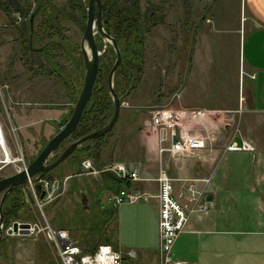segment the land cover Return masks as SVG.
Here are the masks:
<instances>
[{
    "label": "rangeland",
    "instance_id": "374dc122",
    "mask_svg": "<svg viewBox=\"0 0 264 264\" xmlns=\"http://www.w3.org/2000/svg\"><path fill=\"white\" fill-rule=\"evenodd\" d=\"M17 1L23 13L11 9L8 13L3 6H0V118L5 126L7 146L11 156L20 159L23 157V159L4 168L0 178L26 168L25 166L36 158L46 143L60 130V122L67 123L78 101L85 74V61L82 62L81 75H79L74 67L76 65L74 59H76L75 54H78L79 49L81 50V41L87 25L88 0H82L86 9L84 14L77 7L72 8L70 0H49L55 7L64 9L66 16L61 20L60 26H56L57 23L53 24L55 26L51 30L42 26V17L37 16L38 10L44 4L41 0ZM79 1L76 0L77 5ZM147 1L159 7L156 18L152 20L151 16L150 21L144 22L146 31L145 35L143 34L144 60L146 61V45L149 42L147 68L151 77L148 85L143 88L145 64L142 80L135 84V88L123 100L118 122L111 134L105 135L106 138L101 142V155L104 165L119 161L128 162L127 164L133 162L140 166L138 169L142 174L151 176L161 167L169 169V166L176 165L177 162L174 160H180L178 157L172 158L167 152L160 154L159 149L164 146V143L160 142L162 135L158 137L156 152L159 158L163 159V163H160V159L154 160L147 156L148 153L150 155L153 153L148 152L151 148L143 141L144 138L155 135L150 123L156 108L164 106L165 110L171 109L180 114L173 105L179 97L176 93L189 69L192 38L187 27L191 22L189 18L194 17L191 30L196 24L206 20L209 22L206 8L216 0H190V12L187 11L186 0H141L142 10L148 6ZM220 2L221 6L233 8V4L235 2L237 4V0ZM117 4V8L128 7L130 2L121 0ZM25 9L28 11L24 12ZM29 11H32L30 19L34 14V28L39 31L35 42L32 41L33 33L29 31L27 24ZM96 39L98 42L101 37L96 35ZM50 41L53 42L50 46L54 56L52 63L44 53L30 48L31 43L35 48H45ZM102 44L103 46L99 48L101 51L109 48L115 52L110 43L103 41ZM126 44L125 39L118 42L119 47L122 48ZM114 52L105 59L110 66L116 61L117 55ZM120 84L121 89H124V80L121 79ZM197 112L201 110L193 111L194 117L202 114ZM16 114L19 115L18 121L15 119ZM111 118L105 120V123ZM11 122L17 126V131H14L15 127ZM74 141L73 136L66 140L52 160H55ZM91 151L72 154L70 159L51 170L49 178L45 177L51 182V189L55 188V191L51 201L44 200L46 203L42 209L36 204L31 187L27 186L28 183L21 186L24 195L22 209L18 215L10 217L9 225L5 226L4 222L1 225L4 236L0 242V264H61L53 242L49 241L41 230L46 223L56 229L68 231L74 242L85 252H93L91 249H96L102 244L115 247L116 243L123 252L130 250L136 252L137 257L133 259L135 264H151L154 251L148 253L144 250V245L145 233L152 238V233L149 231L154 230L155 219L159 233V219L155 207L145 201L134 204L125 202L117 206L111 204L109 193L117 192L123 187L133 189V186L111 173L87 174L80 166L76 169L80 159L84 157L91 159L89 156ZM245 159L234 157L235 161L244 160L247 164ZM81 173L84 174L76 176ZM241 182L242 185L245 184ZM63 191L64 193L60 195ZM37 194L40 196V193ZM15 196L17 197L18 194ZM242 210L244 214L245 211L252 214L254 206H243ZM15 222L37 226L28 233H8ZM156 254L158 255V250Z\"/></svg>",
    "mask_w": 264,
    "mask_h": 264
},
{
    "label": "crops",
    "instance_id": "0c3cea01",
    "mask_svg": "<svg viewBox=\"0 0 264 264\" xmlns=\"http://www.w3.org/2000/svg\"><path fill=\"white\" fill-rule=\"evenodd\" d=\"M220 1L206 8L209 22L196 24L191 30L194 17L189 18V69L173 105L186 129L210 134L215 139L214 150H202L197 156L174 160L176 165L169 166L170 174L181 179L211 177L209 198L214 200L215 208L192 216L187 230L175 243L173 256L187 264H264V0H237L234 8L221 6ZM192 13L194 16V10ZM148 45L149 42L143 88L151 77L147 68ZM198 110L202 114L194 117L192 112ZM15 119L19 120L18 114ZM13 126L17 131V126ZM153 132L155 135L143 142L153 153L147 156L159 160V135L154 129ZM230 138L249 141L256 147L255 152L224 151ZM235 156L246 158L247 164L244 160L235 161ZM158 172L151 176L142 174L144 180L132 186L151 195L146 203L155 207L159 219ZM249 205L254 206V212L244 214L242 207ZM149 232L152 238L145 233L144 250L154 251L150 263L158 264L156 219L154 230ZM115 247L125 256L133 251L132 261L136 259L134 250L123 252L116 243Z\"/></svg>",
    "mask_w": 264,
    "mask_h": 264
},
{
    "label": "built area",
    "instance_id": "2783aa9c",
    "mask_svg": "<svg viewBox=\"0 0 264 264\" xmlns=\"http://www.w3.org/2000/svg\"><path fill=\"white\" fill-rule=\"evenodd\" d=\"M164 108L163 106L153 111L150 123L157 134L159 136L162 135L160 142H163L164 146L159 149L160 154L167 152L172 158L183 159L197 156L202 150H209L210 152L214 150L213 142L215 139L210 134L190 133L181 122L180 114ZM197 113L200 114L201 112ZM65 126L66 123L62 124L60 130ZM4 133L5 126L0 118V176H2L4 168L15 162V157L11 156L8 146H4L2 139V134ZM175 137H177V140L174 139ZM255 149V146L247 140L239 142L234 138H230L224 151L255 152ZM81 167L87 174L111 173L122 180L126 179L129 181H132V177H135L134 180L138 179L140 173L137 167L121 162L110 163L102 168H96L90 158L82 160ZM157 181L159 182V193L157 195L159 200L158 264H187L175 260L173 249L180 235L186 231L193 215L207 213L215 208L214 200L209 198L208 186L211 183V177L181 179L172 177L165 169H161ZM38 182L42 184V188L46 191L44 199H41L36 192L35 185ZM27 186L31 187L35 202L40 209L46 203L44 200L49 202L54 198L55 188L51 189L52 184L45 177L35 181L30 180ZM63 193L64 191L60 195ZM150 196L147 192L123 187L118 189L117 192H111L109 201L118 205L125 202L138 203L140 201H148ZM36 226L31 224L29 232L35 230ZM41 230H43L47 239L53 242L61 264H134L132 258L135 257V253L133 251H130L125 256L112 245L102 244L93 252H85L83 248L74 242L68 231L56 229L49 223H46Z\"/></svg>",
    "mask_w": 264,
    "mask_h": 264
},
{
    "label": "trees",
    "instance_id": "16d2710c",
    "mask_svg": "<svg viewBox=\"0 0 264 264\" xmlns=\"http://www.w3.org/2000/svg\"><path fill=\"white\" fill-rule=\"evenodd\" d=\"M121 0H103L104 2V27L106 31L112 35L117 42H121L122 39L127 40L126 46L124 48H121V52L123 53V61L121 65L119 66L115 77H114V88L123 101L130 92L135 88V84H138V81L142 80L143 74H144V51L143 46L145 44V38L143 34L145 35V26L144 22H148L151 20H154L157 15V10H150L143 11L140 6L139 0H129L130 4L128 7H120L117 8V3H119ZM44 3L42 8L38 10V15L42 17V26H46L48 30H51L53 28V24H56V26H60V22L62 19L66 18L65 16V10L55 7L52 3L49 2V0H42ZM185 5L187 7V11L190 12V0H186ZM0 6L4 7V10L10 13V9L14 12L23 13L22 7L19 5L17 0H0ZM6 6V7H5ZM70 6L72 8H76L79 11H82L83 14L86 13V9L84 6V3L82 0L79 1V5H77L76 0H70ZM152 6V5H151ZM7 8V9H6ZM27 8V7H26ZM110 9L109 13H107V9ZM158 9V7H157ZM28 11V10H27ZM26 9L24 12H27ZM33 11V10H32ZM32 11H29V15L27 17V24L29 26V31L33 34V41L35 42V39L39 35V31L34 29H31L30 25V14ZM36 16V17H37ZM150 19V20H149ZM74 21V20H73ZM58 29V28H56ZM149 30V29H148ZM57 32V31H56ZM60 33V32H59ZM103 39L101 38L98 41V46L101 48L103 46L102 44ZM53 42H49L46 44L44 48V54L48 61L52 63V53H51V45ZM102 44V45H101ZM103 48V47H102ZM65 51V49L63 48ZM113 50H110L109 48H106V52L102 54L101 61H100V70L98 73L97 82L92 94V97L90 99V102L84 112V115L82 117L81 123L77 129V131L72 135L74 140H77L92 131L98 130L102 127H104L107 123H105V120H107L110 117H113L114 112V101L111 96L109 83H108V76L110 72V68L113 66L111 63L108 64L105 60L108 55H111ZM65 53V52H64ZM115 53V52H114ZM67 54V53H66ZM79 56L75 57L74 59V65L75 68L79 69L82 68V62L84 60L83 54L81 50L79 49L78 52ZM82 60H81V58ZM110 60L111 57L109 56ZM81 75V72H79ZM124 80L125 85L124 89H121L120 80ZM79 87L81 88V82L79 83ZM77 103V102H76ZM73 113V111L71 112ZM66 123L63 121V123H60L61 125ZM60 125V126H61ZM111 134V132L109 133ZM108 134V135H109ZM107 135V136H108ZM106 138V136L101 137L96 140H88L85 143L82 144V146L74 152H88L89 150H92L89 156L94 162V165L97 168H102L104 165L103 158L101 155V142ZM73 156V155H72ZM71 156V157H72ZM70 157V158H71ZM69 158V159H70ZM87 157H84L80 159L79 166H81L82 160H84ZM52 171H49L46 173L45 177L49 178L51 176ZM107 173H104L106 175ZM114 179V178H113ZM18 194L16 197L15 195ZM22 204H24V195L22 193L21 187L16 189L14 192H12L4 205V225H9V219L11 216L18 215V212L20 209H22ZM92 251L95 250L91 249Z\"/></svg>",
    "mask_w": 264,
    "mask_h": 264
},
{
    "label": "water",
    "instance_id": "95a60500",
    "mask_svg": "<svg viewBox=\"0 0 264 264\" xmlns=\"http://www.w3.org/2000/svg\"><path fill=\"white\" fill-rule=\"evenodd\" d=\"M42 1V0H41ZM88 20L86 29L81 41V51L85 61V74L82 90L74 111L66 123V126L59 130L41 149L39 154L32 160L26 168L17 173L0 178V242L4 236L2 224L4 222V205L8 196L19 187L27 184L30 180H37L45 177L46 173L59 167L67 161L75 151H77L83 143L88 140L99 139L110 133L118 122L123 101L114 88V77L121 65L123 58L117 40L110 35L104 27L103 2L102 0H88ZM31 27L34 26V14L31 16ZM96 35H99L103 41L110 43L116 52V61L113 65L109 76L108 83L111 95L114 101V114L111 120L102 128L91 132L68 145L59 156L52 160L60 146L77 131L84 112L92 97L99 73L100 56L105 51H101L98 46ZM177 137H175V140ZM35 189L40 193V198L45 197L46 191L42 188V184L35 185ZM30 223L15 222L8 233L18 234L29 231Z\"/></svg>",
    "mask_w": 264,
    "mask_h": 264
},
{
    "label": "bare ground",
    "instance_id": "6f19581e",
    "mask_svg": "<svg viewBox=\"0 0 264 264\" xmlns=\"http://www.w3.org/2000/svg\"><path fill=\"white\" fill-rule=\"evenodd\" d=\"M82 52V51H81ZM84 57V56H83ZM8 114V113H7ZM14 131H15V129H14ZM2 139H3V142H4V146L6 145V147H7V138H6V135H5V133L4 134H2ZM175 139V138H174ZM177 140V139H176ZM11 152V151H10ZM21 159L20 158H16L15 157V159H14V161L15 162H18V161H20ZM181 160V159H180ZM163 163V159H161V157H160V163ZM127 165H129V164H127ZM161 169H165L169 174H170V172H169V169L168 168H163V167H161L160 169H159V172H160V170ZM159 172H158V175H157V178H158V176H159ZM141 173V172H140ZM139 173V178L138 179H136V180H134L135 179V177H132V181H129V180H126V179H124L125 181H129V183L131 184V185H133L134 183H137V182H140V181H142V180H144L143 179V176H142V173L140 174ZM172 177H177V176H173L172 174H170ZM157 178H156V181H157ZM32 181H35V180H32ZM39 183V182H38ZM37 183V184H38ZM157 183H158V190H159V182L157 181ZM159 193V192H158ZM158 195V194H157ZM145 202H148V201H145ZM116 205H118V204H116ZM121 205V204H120ZM187 230V229H186ZM181 236V235H180Z\"/></svg>",
    "mask_w": 264,
    "mask_h": 264
},
{
    "label": "flooded vegetation",
    "instance_id": "af4514ba",
    "mask_svg": "<svg viewBox=\"0 0 264 264\" xmlns=\"http://www.w3.org/2000/svg\"><path fill=\"white\" fill-rule=\"evenodd\" d=\"M140 1V3H141V0H139ZM148 3H147V7L145 8V9H143V11L145 12V11H148V9H150V10H157V12L159 11V7L157 6V5H152L151 3H150V1H147ZM161 4V3H160ZM152 5V6H151ZM157 7H158V9H157ZM103 11H104V8H103ZM109 11H110V9L108 8L107 9V13H109ZM30 24H31V21H30ZM31 29H34V26H33V28L31 27ZM32 41H33V39H32ZM33 44H34V42H33ZM31 46H30V48H32V49H34V50H39V51H41L42 53L44 52V48L42 47V48H35V47H33L32 46V43L30 44ZM109 47V46H108ZM62 50H63V48H62ZM104 52H106V49H105V51ZM104 52L102 53V54H104ZM64 53V52H63ZM102 54H101V56H102ZM79 56V54H76V57H78ZM101 56H100V58H101ZM52 57H54L53 55H52ZM76 71L79 73L80 71H79V69H77L76 68ZM21 190H22V188H21Z\"/></svg>",
    "mask_w": 264,
    "mask_h": 264
}]
</instances>
